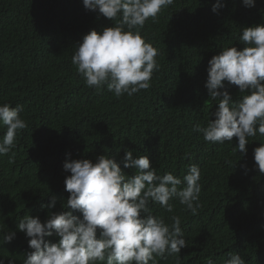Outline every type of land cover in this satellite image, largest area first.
<instances>
[{
    "label": "trees",
    "instance_id": "1",
    "mask_svg": "<svg viewBox=\"0 0 264 264\" xmlns=\"http://www.w3.org/2000/svg\"><path fill=\"white\" fill-rule=\"evenodd\" d=\"M221 2L225 6L213 13L216 0H174L155 22L148 18L140 31L158 51L159 71H153L149 89L117 98L106 86L88 87L71 63L84 34L116 21L85 9L82 0H0V104L21 106L27 123L12 150L0 156V218L27 213L44 221L59 211L81 216L62 207L69 195L65 160L95 162L101 154L114 158L132 150L133 156L147 155L159 175L182 178L188 165L200 168L196 215L175 199L172 213L150 204L167 223L180 217L187 243L178 255L155 257L158 264H206L209 258L224 264L229 253L240 254L245 264H264V213L258 215L264 173L253 159L264 136L250 137L241 155L233 151L235 137L211 143L194 131L215 119L218 108L205 88L208 60L223 47L242 49V29L264 23V0L251 8L242 0ZM224 83L239 100L238 86ZM5 131L0 126V139ZM53 197L55 207L48 208ZM56 237L53 231L48 241ZM6 249L14 264H23L31 251L11 244Z\"/></svg>",
    "mask_w": 264,
    "mask_h": 264
},
{
    "label": "clouds",
    "instance_id": "2",
    "mask_svg": "<svg viewBox=\"0 0 264 264\" xmlns=\"http://www.w3.org/2000/svg\"><path fill=\"white\" fill-rule=\"evenodd\" d=\"M82 2L85 9L116 21L100 32L90 30L74 45L71 63L86 85L106 86L117 98L149 89L153 71L160 68L155 59L158 51L140 30L148 18L155 22L174 0ZM242 4L255 7L256 0H242ZM224 6L216 0L211 10L217 13ZM239 40L245 45L242 49L223 47L208 60L205 88L212 100H218V108L211 114L215 119H208L206 126L196 124L194 131L211 143L231 142L235 137L233 151L243 155L250 137L264 136V23L244 27ZM225 81L238 86L239 100L233 101ZM21 111V106L0 104V126L6 129L0 139V156L12 150L17 131L27 127ZM118 154L114 158L98 155L95 162L71 159L63 163L70 174L64 179L69 195L62 207L81 216L59 211L49 212L44 221L27 213L0 218V264L15 263L6 253L8 244L31 249L24 254L23 264H158L155 257L165 252L180 254L187 247L180 217L172 215L167 223L163 216L153 214L150 204L172 213L170 201L175 199L196 215L201 207L199 166L188 165L182 178L171 172L159 175L147 155L133 156L132 150ZM253 159L264 173V142L253 149ZM55 203L53 197L47 207L54 208ZM263 213L261 205L258 215ZM53 231L55 243L48 241ZM206 264L214 261L209 258ZM224 264H245V260L229 253Z\"/></svg>",
    "mask_w": 264,
    "mask_h": 264
}]
</instances>
